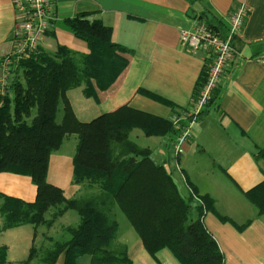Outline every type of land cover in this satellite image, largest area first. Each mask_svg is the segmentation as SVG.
Returning <instances> with one entry per match:
<instances>
[{
	"label": "crops",
	"instance_id": "crops-1",
	"mask_svg": "<svg viewBox=\"0 0 264 264\" xmlns=\"http://www.w3.org/2000/svg\"><path fill=\"white\" fill-rule=\"evenodd\" d=\"M242 1L196 0L191 4L188 0H54V28L43 38L41 46L53 51L63 44L86 54L87 44L74 36L66 19L80 13H87L91 20L100 19L112 28L113 41L131 51L125 54L129 64L108 90H98L97 100L86 98L89 105L82 103V107L76 108L70 97L73 89L69 90L67 95L76 117L89 121L87 116L93 107L98 116L128 104L170 120L179 116L183 124L206 66L201 53H193L182 45L180 32L195 25L197 19L192 10L196 14L209 11L219 20L222 31H227L230 16ZM247 4L249 14L235 40V58L215 89L219 98L194 126L184 152L174 154L177 134L146 136L154 141L137 142L151 148L154 160L174 176L185 197L190 196L193 188L198 195L208 194L214 199L216 212L206 211L203 220L224 253V264H264V215L258 213L245 194L264 180V159L256 160L253 155L264 146V0H247ZM17 19L13 0H0V60L13 49ZM3 76L0 67V79ZM136 139H140V134ZM77 141L76 134L68 135L50 158L49 181L62 188L67 198L93 190L88 184L73 183ZM0 192L34 201L37 187L30 176L2 172ZM192 203L191 217L195 219V206L201 200L195 197ZM71 211L60 216L50 228L40 225L47 231L39 234V226L29 228L28 224L0 232V247H7L6 264H30L32 261H26L36 241L44 243L49 241L47 237H53L48 230L59 222L64 227L72 225L70 220L79 223V215ZM51 215L49 211L46 216ZM248 221L249 225L240 230L239 226ZM127 246L134 264H181L167 248L158 251L157 260L154 259L139 236L133 237ZM90 263L91 257L86 255L76 264ZM56 264H64L63 255Z\"/></svg>",
	"mask_w": 264,
	"mask_h": 264
},
{
	"label": "trees",
	"instance_id": "trees-1",
	"mask_svg": "<svg viewBox=\"0 0 264 264\" xmlns=\"http://www.w3.org/2000/svg\"><path fill=\"white\" fill-rule=\"evenodd\" d=\"M188 1L193 4L196 0ZM192 11L195 19L219 35L227 33L209 11ZM88 16L80 13L66 19L74 36L87 44L88 53L63 44L53 51L40 46L32 57L12 59L5 83H0V173L30 176L37 187L34 201L0 192V232L25 224L50 228L65 212L75 210L80 220L64 227L67 237H47L52 245L46 250L32 246L26 262L38 259L39 264H56L63 255L64 264H76L89 255L90 264H134L127 244L114 248L120 228L113 213L117 206L154 259L167 248L181 264H224V253L203 220L206 211L216 212L214 199L198 195L193 188L189 197L182 195L174 176L152 157L151 148L131 138L135 129L147 137L178 135L172 120L128 104L89 121L76 117L68 91L81 88L86 98L97 100L98 90H108L126 69L129 59L125 54L131 53L113 41L111 27ZM5 59L7 56L0 64ZM206 78L207 67L196 83L192 104ZM218 98L214 91L200 118ZM71 134L78 139L73 183L88 184L93 190L67 198L62 188L49 181L48 174L52 153ZM253 155L256 160L264 159V146ZM245 194L264 215V180ZM195 197L201 203L195 206L198 214L193 219ZM49 211L50 218L46 216ZM6 263L7 247L2 246L0 264Z\"/></svg>",
	"mask_w": 264,
	"mask_h": 264
},
{
	"label": "built area",
	"instance_id": "built-area-1",
	"mask_svg": "<svg viewBox=\"0 0 264 264\" xmlns=\"http://www.w3.org/2000/svg\"><path fill=\"white\" fill-rule=\"evenodd\" d=\"M18 19L13 35V49L7 55L0 67L4 76L0 83H5L6 73L12 59L29 58L38 52L43 38L54 28V0H13ZM249 10L247 0H243L232 12L227 33L222 36L208 27L205 22L196 21L191 29L180 32L182 45L193 53H201L207 67V78L199 98L192 104L187 114L182 118H172L173 124L179 128V133L173 143L175 156L184 152V145L192 136L196 123L200 120L203 109L212 99L222 75L236 55L235 39L239 36ZM192 192V189H191ZM198 198V197H197Z\"/></svg>",
	"mask_w": 264,
	"mask_h": 264
},
{
	"label": "rangeland",
	"instance_id": "rangeland-1",
	"mask_svg": "<svg viewBox=\"0 0 264 264\" xmlns=\"http://www.w3.org/2000/svg\"><path fill=\"white\" fill-rule=\"evenodd\" d=\"M72 91L73 93H71L70 97L72 98L74 104L76 105V108H77V105L79 106L81 105L82 107L83 106L82 103H85V105H89L90 102H87V101H90V100H86V97L81 92L82 91L81 88H74ZM97 114H98L97 108L93 107V110L87 116V119L91 120L95 118ZM138 134H140V139H136ZM131 138L134 139L136 142H140L141 144L144 142L145 144H148L150 141H154L153 138L152 140H148V138L144 136V134H141V131L139 129L133 130V132L131 133ZM71 141L72 139L71 140L69 139L68 143H71ZM179 189L181 191V188ZM181 193L182 195H184L182 191ZM71 212L74 213V215H79L77 211L75 210H72ZM113 213L120 225L117 239L114 242V248H119L123 245H126L130 241H132V238L137 237L138 235L136 231L134 230L133 226L131 225V223L129 222V220L126 218V216L122 213V211L117 206L114 208ZM0 222H1V218H0ZM69 222H71L73 226L77 224V223H74L73 220H70ZM28 225H29L28 226L29 228L32 227L31 224H28ZM42 231H47V228H44L43 226L39 225V227L37 228L38 234ZM48 231H49V234L52 235L55 239H64L65 237H67L66 232L64 230V225L61 222H59L55 228L48 230ZM51 245L52 243H50L49 241L44 242V243H41L39 240L36 241V247L40 251L46 250L47 248L51 247ZM30 264H39L38 259L32 261Z\"/></svg>",
	"mask_w": 264,
	"mask_h": 264
}]
</instances>
